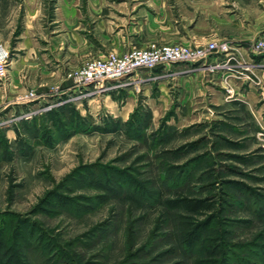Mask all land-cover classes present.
<instances>
[{
	"label": "rangeland",
	"instance_id": "rangeland-1",
	"mask_svg": "<svg viewBox=\"0 0 264 264\" xmlns=\"http://www.w3.org/2000/svg\"><path fill=\"white\" fill-rule=\"evenodd\" d=\"M257 22L264 0H0V264H264L263 102L153 112L147 74L99 95L69 77L153 40L238 51Z\"/></svg>",
	"mask_w": 264,
	"mask_h": 264
},
{
	"label": "crops",
	"instance_id": "crops-1",
	"mask_svg": "<svg viewBox=\"0 0 264 264\" xmlns=\"http://www.w3.org/2000/svg\"><path fill=\"white\" fill-rule=\"evenodd\" d=\"M131 19L134 20L135 17ZM261 26L259 29V22H257L252 27L251 25L247 27V32L251 34H248V36L244 35V38L242 36L243 34H239L233 38V41L243 42V44L242 42L241 44L235 42V45L238 47L237 53L240 55L239 57L244 65L250 68V71H243L242 68H237L236 72L229 71L226 68L211 71L209 69L211 65H223L227 62L226 56L214 55L204 63L197 65L174 64L159 67L152 71H141L137 73L147 74L146 76L150 77L149 79L154 80L149 85L146 84L143 87V96L149 98V106L152 111L166 112L172 105H177L182 107L183 112H198L205 111L208 107H217L221 104L223 105L237 100L247 101L251 106L260 102L264 103V54H259L252 50V46L257 39L255 37L260 32H264V25ZM221 40L213 38L208 40L206 44ZM165 41L153 40L149 42L146 48L153 44L189 46V44H176ZM188 43L191 42L188 41ZM196 45L201 44L195 41L193 46ZM146 48H129L122 51L121 54L134 49ZM251 73L257 74L260 77L262 80L261 87L254 86L239 75ZM132 79L137 85L142 82V78H138L137 75ZM129 95L130 98L126 100L123 107L118 103L112 102L109 98L105 99L104 107L109 109L110 112H118L120 115L123 112L129 113L136 106L138 99V95H135L132 90H129Z\"/></svg>",
	"mask_w": 264,
	"mask_h": 264
},
{
	"label": "built area",
	"instance_id": "built-area-1",
	"mask_svg": "<svg viewBox=\"0 0 264 264\" xmlns=\"http://www.w3.org/2000/svg\"><path fill=\"white\" fill-rule=\"evenodd\" d=\"M252 50L264 54V34L256 39ZM214 55L226 56L227 62L223 65H211L209 67L211 71L219 68L233 72H236L237 68L250 71V68L242 62L233 44L214 41L205 48L153 44L146 49H134L120 55L111 54L104 59L86 62L69 77L74 92L79 90L84 94V91H90L99 95L127 87L132 78L143 70L152 71L174 64L197 65Z\"/></svg>",
	"mask_w": 264,
	"mask_h": 264
},
{
	"label": "trees",
	"instance_id": "trees-1",
	"mask_svg": "<svg viewBox=\"0 0 264 264\" xmlns=\"http://www.w3.org/2000/svg\"><path fill=\"white\" fill-rule=\"evenodd\" d=\"M180 203L186 211L192 214H200L201 212L211 211L214 207V205L208 200L202 199H182L180 200ZM184 243L189 248H194L197 245V237L194 236V234H189L188 236H185Z\"/></svg>",
	"mask_w": 264,
	"mask_h": 264
}]
</instances>
